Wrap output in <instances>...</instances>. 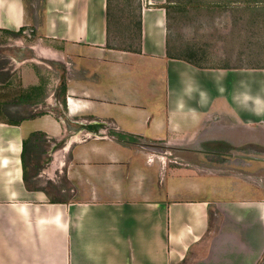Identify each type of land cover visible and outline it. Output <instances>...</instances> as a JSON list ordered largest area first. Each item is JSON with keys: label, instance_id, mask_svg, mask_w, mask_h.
<instances>
[{"label": "crops", "instance_id": "1", "mask_svg": "<svg viewBox=\"0 0 264 264\" xmlns=\"http://www.w3.org/2000/svg\"><path fill=\"white\" fill-rule=\"evenodd\" d=\"M37 1L29 16L25 0H0V32L21 44L0 52V86L13 73L25 91L0 101V264H264L262 188L170 162L228 140L213 138L225 127H253L262 149L264 68L180 59L166 0L143 4L135 51L108 41L107 0Z\"/></svg>", "mask_w": 264, "mask_h": 264}, {"label": "rangeland", "instance_id": "2", "mask_svg": "<svg viewBox=\"0 0 264 264\" xmlns=\"http://www.w3.org/2000/svg\"><path fill=\"white\" fill-rule=\"evenodd\" d=\"M144 3L146 4V0L106 1L110 18L109 36L113 45L132 50L138 48L140 39L137 23L140 21V11ZM25 4L29 16L33 15V11H39L42 5L37 0H25ZM165 4L168 46L172 53L193 58L205 68L223 65L234 68H264V0H166ZM36 20H41L40 14ZM19 31L27 38L21 39L25 45L30 44V40L36 35V32L29 33V29L24 33L21 28ZM28 34H32L31 38ZM18 37L0 32V52L17 58L21 53ZM8 60L10 62L9 58ZM52 66L56 70V64ZM42 72L43 80L46 81V76H50V73L47 74V69ZM17 81L14 74L10 73L8 81L0 86V101L5 102L8 107L13 101L18 102L25 93L18 88ZM58 81V86L61 87L62 78ZM223 88L227 90L228 87L223 84ZM26 93V96H33V100L40 101L46 93V87L41 86L36 94L29 91ZM228 95L233 98L232 94ZM234 101L230 100L236 104ZM248 105L250 102L247 101V109L250 108ZM5 116L13 118L17 115L12 113ZM252 119L247 117V122ZM222 121L225 122L226 119ZM216 126L219 127L218 124ZM233 128L225 127L224 130L218 129L213 133L216 140L227 139L226 135H230L228 140L215 141L214 145L200 144L190 154H186L183 147L185 155L170 162L184 169L198 167L195 171L200 175L212 177L214 182H223L231 188L241 189L248 195L254 196L256 188H262L261 194L264 196V145L260 149L256 145L258 139L255 140L260 134L253 127L246 128L245 131ZM228 129L232 131H227ZM31 141L26 142L25 159L31 148L35 147Z\"/></svg>", "mask_w": 264, "mask_h": 264}, {"label": "trees", "instance_id": "3", "mask_svg": "<svg viewBox=\"0 0 264 264\" xmlns=\"http://www.w3.org/2000/svg\"><path fill=\"white\" fill-rule=\"evenodd\" d=\"M109 13H108V9L106 8V23H107V25H106V33H107V36H108V41L110 40V36H109V28H110V26H109V24H110V21H109ZM137 26H138V36H139V39H140V21L137 23ZM20 32V31H19ZM140 42V41H139ZM109 43V42H108ZM169 47V46H168ZM128 50H130V51H133L132 49H128ZM135 50H137V49H135ZM134 50V51H135ZM170 50V49H169ZM168 55H169V51H168ZM169 56H171V55H169ZM181 56V55H180ZM174 58H180V57H174ZM180 59H183V60H185L186 62H188V63H190V64H192V65H194V66H196V67H198V68H205V67H203V66H201V65H199L196 61H194L193 60V58H187V57H181ZM209 68H212V67H209ZM215 68H226V69H231V68H234V67H229V66H225V65H223V66H220V67H215ZM62 91L64 92V87H62ZM0 112H1V109H0ZM36 134L35 133H33L32 134V136H35ZM25 143V142H24Z\"/></svg>", "mask_w": 264, "mask_h": 264}, {"label": "bare ground", "instance_id": "4", "mask_svg": "<svg viewBox=\"0 0 264 264\" xmlns=\"http://www.w3.org/2000/svg\"><path fill=\"white\" fill-rule=\"evenodd\" d=\"M237 73V72H236Z\"/></svg>", "mask_w": 264, "mask_h": 264}]
</instances>
